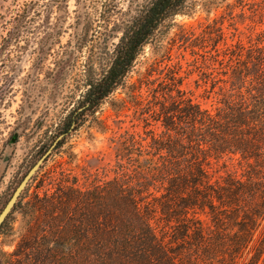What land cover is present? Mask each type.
<instances>
[{"label":"rangeland","instance_id":"1","mask_svg":"<svg viewBox=\"0 0 264 264\" xmlns=\"http://www.w3.org/2000/svg\"><path fill=\"white\" fill-rule=\"evenodd\" d=\"M146 1L0 0V210L75 107L85 65H97ZM243 1L251 0H187L157 29L125 84L49 150L0 230V251H31V264H264V221L251 243H234L235 226L219 229L197 213L207 243H197L191 230L175 241L172 234L185 230L177 225L182 220L160 213L162 190L150 185L135 195L138 211L128 201L145 182L148 163L159 162L151 139L163 143L160 104L171 109L173 100L162 96L175 95L169 76H182L179 88L213 108L216 95L203 81L201 61L212 52L208 37L216 28L228 41L237 37L235 27L247 31ZM223 161L230 168L226 158L208 165L212 179L224 175ZM112 231L125 241H108Z\"/></svg>","mask_w":264,"mask_h":264},{"label":"trees","instance_id":"2","mask_svg":"<svg viewBox=\"0 0 264 264\" xmlns=\"http://www.w3.org/2000/svg\"><path fill=\"white\" fill-rule=\"evenodd\" d=\"M186 2L147 0L134 10L124 21L112 49L101 52L97 65L93 61L85 65L80 98L63 117L46 151L58 146L60 139L80 118L93 114L106 97L125 84L144 46L152 42L162 24L184 11ZM244 6H247L248 15ZM240 15L243 21H250L247 31L235 27L237 37L228 41L216 28L214 36L209 34L208 37L212 52L203 55L201 61L203 81L216 95L213 108L204 107L179 88L182 76H169L175 86V95H161L165 101L173 100L171 109L160 104L159 118L165 129L163 143L158 141L157 144L151 139L157 145L153 150L157 151L159 162L148 163L145 182L133 187L128 198L129 204L138 211L140 201L135 195L147 192L150 185L156 192L162 190L159 191L160 213H171L174 219L182 220L177 225L185 230L179 237L176 232L172 234L175 241L182 240L191 230L199 238L197 243H207L199 219L193 217L197 213L207 216L219 229L225 230L230 224L235 226L234 243H251L264 221V0L243 1ZM220 41L222 45L218 47ZM193 61L196 63V58ZM162 149L165 154L158 155ZM224 158L230 161V168L223 161L222 166L227 167L224 175L212 179L208 165ZM119 188L116 204L121 197ZM15 205L1 223L0 230ZM188 214H192V218ZM189 220L197 225L191 227ZM145 226L149 231L148 221ZM147 231L141 229V237ZM115 233H110L108 241L112 238L115 243L120 239L125 241V237H121L123 232H117L119 238ZM19 254V250L9 254L0 251V264H31V251L22 253L21 257ZM5 256H13L16 260L4 261Z\"/></svg>","mask_w":264,"mask_h":264},{"label":"water","instance_id":"3","mask_svg":"<svg viewBox=\"0 0 264 264\" xmlns=\"http://www.w3.org/2000/svg\"><path fill=\"white\" fill-rule=\"evenodd\" d=\"M59 138L60 137H58L57 139H59ZM55 141H54V143H55ZM49 150H50V148L47 151H45V153L40 158L37 159V161L29 168V170L25 173V175L22 177V179L19 181V183L17 184V186L13 190L12 194L10 195V197L8 198V200L6 201V203L4 204L2 209L0 210V225L3 222V220L5 219V217L8 215V213L11 211V209L14 206L16 200L18 199L20 193L22 192V190L24 189V187L26 186L27 182L30 180L32 175L38 169L39 165L41 164V162L43 161V159L45 158V156L47 155Z\"/></svg>","mask_w":264,"mask_h":264}]
</instances>
